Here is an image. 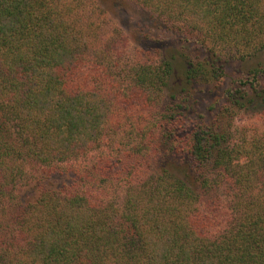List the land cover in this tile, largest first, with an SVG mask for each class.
<instances>
[{"label":"trees","instance_id":"obj_1","mask_svg":"<svg viewBox=\"0 0 264 264\" xmlns=\"http://www.w3.org/2000/svg\"><path fill=\"white\" fill-rule=\"evenodd\" d=\"M134 1L184 22L214 54L258 58L227 89L220 115L264 103V0ZM76 6L0 0V209L10 210L0 264H264V130L196 124L180 140L168 119L142 146L160 161L159 174L128 181L119 203L88 190L119 178L126 165L118 163L142 147L89 166L70 163L102 149L129 109L169 85L175 66L168 58L138 65L119 93L86 88L100 75L99 60ZM212 64L185 60L186 84L209 79L202 68ZM54 172L71 177L47 186Z\"/></svg>","mask_w":264,"mask_h":264},{"label":"rangeland","instance_id":"obj_2","mask_svg":"<svg viewBox=\"0 0 264 264\" xmlns=\"http://www.w3.org/2000/svg\"><path fill=\"white\" fill-rule=\"evenodd\" d=\"M65 1L77 4L74 7V15L79 17L80 24L84 27L89 50H92L99 60L100 75L97 79L88 78L86 88L95 86L101 87L102 90L104 87L107 94L119 93V90L128 84L131 73L138 65L159 67L162 66V59L168 58L175 66L169 85L155 91L146 105L129 109L128 113L124 112L128 114L129 119L123 118L118 125L109 129L107 134L112 135L106 139L102 149L93 150L77 161H72L70 164L74 167L89 166L102 157L115 160L117 156L119 157L118 152L123 156V152H132V148L136 146L142 147L149 133L159 131V126L162 123L166 125L168 119L175 121L173 126L180 140H184V136L196 124H207L214 128L220 125L231 128L232 132L239 127L244 130H264V116L258 114L264 111L262 102H256L246 110H238L232 118L219 114L225 104L227 89L236 84L238 79L245 78L247 68L256 64L258 58L246 60L230 58L226 50L219 49L214 54L196 39L197 31L191 30L187 24L167 20L134 0ZM187 59L195 62L197 60L213 62L212 67L207 66L209 70L205 68L206 65L202 68L203 72L208 71L211 77L192 85L186 84L183 77V62ZM185 84L191 88H187L188 93L186 89H182ZM172 94L176 100L170 99L169 96ZM177 103L180 107L176 105ZM124 114L122 113V116ZM143 147L140 151L136 148L131 157L118 163V168L126 165L125 169L121 170L119 178H112L106 182L97 181L90 185L88 190L100 198L119 203L126 196L128 181L131 180L132 184L136 181L142 182L149 176L159 174L160 161L151 157V151ZM126 169L131 171L129 175L126 174ZM27 171L28 175L34 178L37 176L35 175L37 168L32 164L28 166ZM64 173L54 172L47 186L68 182L71 176L69 172ZM24 186L26 185L20 184L19 189L15 190L18 196L26 188ZM44 188L48 189L46 186ZM9 211V208L5 207L3 215L0 209V235L4 234L2 225L8 222Z\"/></svg>","mask_w":264,"mask_h":264}]
</instances>
